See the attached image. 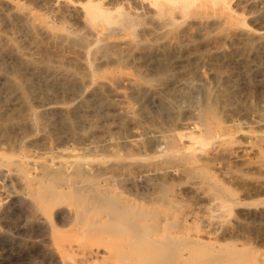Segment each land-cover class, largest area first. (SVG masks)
<instances>
[{
	"label": "bare ground",
	"instance_id": "bare-ground-1",
	"mask_svg": "<svg viewBox=\"0 0 264 264\" xmlns=\"http://www.w3.org/2000/svg\"><path fill=\"white\" fill-rule=\"evenodd\" d=\"M1 1L2 0H0V3ZM36 1L39 4H41L43 7H45L47 10H49L51 16L49 17V19H47L48 17L46 18L43 15H39L41 19V24L37 25L31 21L32 18H30V16L28 15L29 13L28 14L24 13L21 15V21L23 22L24 26L30 31H35L39 29L37 31L40 32L41 29L42 31L45 30L48 35H51L52 38L61 39V42H63L62 39H64V40H68L69 42L73 41L75 45L78 44L84 47L83 49L86 50V54L88 55L87 60L90 67V71L94 78L105 77L107 76V73L110 72L106 69L101 70L97 65V64L101 65L102 63L100 64V62L102 60L107 61V63L109 64L114 63L115 64L114 72L117 73L126 72L127 70H129V68L131 67L130 63L132 61H137V62L144 61L146 63L159 62V64L156 66L147 67L145 69H142L143 64L141 65L140 68L138 67L136 68L135 66H133V68H135L136 72L139 74L140 77L139 79L148 84H151L154 79L162 82L164 80V77L169 72L175 70V66L174 67L170 65L165 66L163 62L167 61L169 63L168 59L171 60L174 58H179L180 52L183 51L184 42H187L185 44L186 45L185 49L188 50L193 48L197 51L206 52L209 51L212 47H215L214 49H216L217 47L218 49L217 52L219 54L224 56H229L234 53L233 45L236 39H240V41L241 40L244 41L245 45L252 44L254 41L258 39L264 40V25L260 27H255L256 23L254 24V21L256 20L254 7L258 2L257 0H36ZM19 7L24 8V6H20V5ZM11 8L12 7H10V9ZM58 18H60L63 21L60 22L54 21ZM7 19L8 18H6V20ZM68 19L76 20V26L80 24L81 27L80 28L79 26L76 27L79 29H76L75 27L74 29L69 27L67 25ZM17 20L15 21L16 23ZM8 22H12V21H8ZM77 22L79 23L78 25ZM3 26L4 25H2V27ZM19 30L21 31V29ZM24 30L25 28H23V31ZM22 35L23 34H21V36ZM36 37L39 38V36ZM13 38L15 37L13 36ZM43 40L44 42L46 41V39ZM58 41L59 40H57V42ZM238 41L236 40V42ZM57 42H52V43L57 44ZM61 42L60 41L58 42L60 43L59 45L62 44ZM32 43H33V39H32ZM236 45L238 44H235V47L238 48L239 45L238 46ZM251 46L250 49H252ZM31 53L32 52H30L29 54L31 55ZM35 53L33 52V54ZM48 53L50 54V52ZM36 54H38V52ZM23 55H25V53ZM42 56H44V54ZM35 57L36 56H34V60ZM41 57H39L40 60ZM58 58L57 60H61L60 56ZM28 60L32 61V59H28ZM40 60L39 63H41ZM64 60L65 59H63V61ZM78 60H80V58ZM97 60L99 61L101 60V61L97 63ZM222 60L224 61L223 58ZM250 60L251 59L249 57V61ZM45 61H43L44 63L39 64L41 69L43 66L42 64L46 65ZM105 61H103V63ZM191 61L190 63H192ZM215 61L217 62V60ZM221 61L218 63H221ZM63 63H66V61ZM139 63L141 64V62ZM68 64L66 63L65 65L68 66ZM57 66L56 69H59ZM192 67H194V65ZM192 67H190L189 69H193ZM48 68L46 70H48ZM56 69L54 68V70ZM82 70L80 72H83ZM43 71L41 70V72ZM216 72H219L218 68L216 69ZM74 76L76 75L74 74ZM111 80L113 82L114 79ZM132 80L130 82L134 83L137 81V80L136 81H132ZM120 81L121 80H119L118 82ZM114 82L113 84H115ZM155 85L153 84V86ZM136 87L134 86V88ZM219 90H221V88ZM165 94L167 95V92ZM206 94L203 99L201 98V103L199 104V111L197 112L196 116H194L196 117L197 120L192 119L193 122L191 123L189 122L188 124H185L183 126L181 125L182 126L181 130L176 128L177 126H179L178 123L177 126L174 125L176 130L178 129L179 131H177V133L169 132V133H173L171 136L172 138H169L170 136L167 137L169 138V140L165 144H162L160 142L159 143L155 142L156 144L154 143L153 145H149L150 143L148 144L146 140H142V141L137 140L138 137L136 135L135 136L137 139L134 136L133 137L135 139L132 138L130 139L129 137H124L125 135H122L124 137L122 138L123 139L122 141L111 140L110 142H107L109 141V139H111L108 137L109 139H107V141L105 139V142H107L105 145L99 143V145L101 146H107V150H104V152L107 151V153L109 151L108 146L109 147L111 146L110 148L111 150L109 151V153L110 152L111 153L108 155H103V156L91 155L93 154L91 151L90 155L85 154L83 152L84 154L79 153L78 155L74 156L72 160H67L65 158L59 161L52 160L50 155H49V157L51 158L50 160L49 159L44 160L42 157L40 158V160L43 159L42 161H37L35 160V158L36 159L39 158L35 157L34 155L33 156L35 158H33L29 154V151L27 150L29 146L23 147V150L20 151L19 154H15L16 153L15 151H17L16 150L17 148L15 149V147H14L15 151H13L15 152L14 154L11 152H2L3 150L0 151V167L2 166L7 167L8 169L6 175L8 177L7 180H10V182L13 183L14 185H18L19 187H21L22 196L19 200H22V202L26 203L27 205L31 204L35 209V213L37 211L38 214H40V217L36 219L38 220L39 225L42 227V230L46 234H48L52 239L51 243L46 244V247L44 249H41L34 253L43 254L44 258L43 257L42 258L49 259L50 264H215V263L249 264L245 260L246 258L244 259L243 257L244 253H246V250L233 246L234 244L231 245L227 243L225 245L222 244L209 245L199 238L190 237L187 234H185L186 233L185 231L189 229L201 228V226L195 224V222L191 223V221H202L206 219L207 208L204 210L201 207L199 208L196 206L197 203L198 204L200 203L199 205L204 206V208L206 207V203H207L206 183L208 187H210V189L213 190V193H211L207 197L208 201L216 202L218 211L221 210V216L227 217L226 215L230 214L232 210L236 208L237 205H241V204L261 205L262 203H264V179L263 182H259L257 184L251 183L252 181L247 182L246 180L238 181V184L243 190L242 193L239 194L233 188L227 186L226 183L220 181L216 177L215 173L211 170L209 165L211 163L213 164L215 162L217 163L218 160L220 161L222 156H224V153L227 150H229L230 144H233L235 141H237V133L240 132L242 135L244 134L243 136H245L246 134L247 137V131L243 130L244 127L242 128V126L240 127L237 126L236 124L232 126L226 125L225 120L223 119V116L221 114V111L218 108L219 103L217 104L218 102L217 97L214 99H210L206 103V96H208ZM215 94L217 93L215 92ZM183 96H181V98ZM198 98L197 101L200 100ZM190 104L192 106L191 102L189 103V105ZM225 104L226 103H224V105ZM76 105H79V103H77ZM173 106L176 105L173 104ZM168 110H170V108H168ZM63 114L65 115V113ZM159 114L156 115L159 116ZM41 115L42 114H40L39 117ZM48 115L49 113L47 114V116ZM42 118H45V116L44 117L42 116ZM71 118L73 120L74 117ZM167 121L169 122V119ZM172 121L178 122V117L173 118ZM104 122H102L103 125L105 124ZM123 122L121 124H125ZM256 122L259 123L261 122V123L259 124L260 125V129H258L259 133L254 135V140H253L254 145L257 147V153L255 155V159L257 160L258 166L256 167L255 171L258 173V175L260 176L262 175L264 177V114ZM150 123L152 124V122ZM191 124H193V126H191ZM95 125H96L95 127H97V123ZM107 125H105L106 128ZM106 128L104 129L105 131ZM73 135H71L70 133V136L73 137ZM55 136L54 138L57 139V137ZM107 136L108 135H106V137ZM94 137L96 138L98 136L94 135ZM73 138H76L75 140L78 139L77 137H73ZM147 140H151L150 137ZM163 141H165V139ZM1 142L4 143L3 141ZM7 142L10 143V141ZM246 144L248 145V143ZM130 145L137 146L138 149L139 148L142 149V152L144 153L136 156V153L140 151L137 152L134 151L133 147L132 149L131 147H129ZM135 148L136 147H134V149ZM8 149L10 148L8 147ZM90 149L88 150L87 148L85 151L87 150L90 151ZM100 149H98L99 151L96 152L97 154L101 152ZM103 149L104 148H102V150ZM67 151L69 152L70 150L68 149ZM230 152L231 150L228 151V154ZM230 154L228 156H232ZM243 156L244 155L242 154V157ZM219 161L218 163H220ZM248 171L251 170L250 169L245 170L244 168V172H248ZM241 173L244 174L243 172ZM1 179L2 178H0V180ZM7 194L6 195H4V193L0 194L1 218L4 212H6L3 206H5L6 203L9 204L12 201L14 202V196ZM189 194L194 196L196 198V201L190 200L191 202L189 203L188 198L182 196L185 195L186 197H188L187 195ZM184 200H186L187 203H185ZM214 209H212V211ZM22 210L23 209H21V211ZM6 218L7 216L5 217V219ZM43 241H46V239ZM227 252H230L233 256H236L235 258H237V260L230 262L226 257ZM47 262L45 264H47ZM17 263L25 264L23 260L20 258L18 259ZM29 263L33 264L31 262Z\"/></svg>",
	"mask_w": 264,
	"mask_h": 264
},
{
	"label": "rangeland",
	"instance_id": "rangeland-1",
	"mask_svg": "<svg viewBox=\"0 0 264 264\" xmlns=\"http://www.w3.org/2000/svg\"><path fill=\"white\" fill-rule=\"evenodd\" d=\"M257 1L258 2L256 3V5L254 7L255 16H256L255 17L256 20L254 21V24L256 23L255 27H260V26L264 25V14H262V13H264V7H263L264 2H263V0L262 1L257 0ZM33 2H35V3H33ZM9 4L12 6H10ZM19 5L24 6V8H22V7L20 8ZM0 6H1L0 9L2 10V11L0 10V12H1L0 13V19L1 18L3 19V20L2 19L0 20V48H2V49H0V122H1L0 123V125H1L0 126V135L2 136V137L0 136V143H2L1 141L4 142V143L0 144V146H1L0 149L2 148L0 151L3 150L2 152H11L13 154L16 152L15 154H19L20 151L23 150V147L29 146L27 148V150L29 151V154L33 158H35V157L39 158V159L35 158V160L42 161L43 159L44 160H48V159L50 160L52 158V160H54V161H59L61 159H65V158L67 160H72L74 158V156L78 155L79 153H81V154L85 153V154L90 155L91 151L93 153L91 155H98V156L108 155L111 153V152L109 153V151L111 150L110 149L111 146L110 147L108 146L109 151L107 153V151L104 152V150H107V146H101V145H99V143L102 145H105L107 142H110L111 140L122 141L123 140L122 138H124V137H129L130 139L131 138L135 139L137 136L138 137V139L136 138L137 140H140V141L146 140L148 142V144L150 143L149 145H153L155 142L156 143L160 142L162 144H165L168 142L169 138H172L171 136L173 133H175V132L177 133V131H179L178 129H180V130L182 129L183 125L188 124L189 122L190 123L193 122L192 119L197 120L196 117H194V116H196L197 112L199 111V104L201 103V98L203 99L205 97V94L207 93L206 95H208V96H206V103L210 99H214L217 97V99H218L217 104L219 103L218 108L221 111V114L223 116V119L225 120L226 125L232 126V125L236 124L237 126H240V127L242 126V128L244 127L245 129L243 128V130L247 131V137H246V134H245V136H243L244 134L242 135L240 132L237 133V141H235L233 144H230L229 150H227L224 153V156H222L223 159L221 158L222 162L220 159V161L218 160L220 163H218V161H217V163L215 162L214 164L211 163L209 165L211 170L215 173L216 177L220 181L226 183L227 186L233 188L239 194L242 193L243 190L241 189L240 185L238 184V181L246 180L247 182L252 181L251 183H256V184L259 182H263L264 177L262 175L261 176L258 175V173L255 171L256 167L258 166L257 160L255 159V155L257 153V147L254 145L253 140H254V135L259 133L258 129H260L259 124L261 123V122L259 123L256 121H258L260 119V117L264 114V104H263L264 103V48H263L264 47V40L258 39L256 41H254L252 44H249L250 46L252 45L251 46L252 49H250V46L245 45L244 41H242V40L240 41V39H236L237 41L239 40L240 42L239 41L236 42V40H235L234 45H233L235 54L233 53L232 55H229V56H224V55L219 54L217 52L218 51L217 47H216V49H214L215 47H212L213 49L211 48L209 51H206V52L197 51L193 48L188 50V49H185L186 48L185 44L187 42H184L183 51L180 52L179 58H174L171 60L168 59L169 63H172V64H169L167 61L163 62L165 66H167V65H170L173 67L175 66V70L169 72L167 74L168 76L166 75L164 77L165 81L163 80L162 81L163 83L161 81H157L155 79L154 80L156 82L153 80L151 84L145 83L139 79L140 78L139 74L136 72L135 68H133V66H135L136 68L137 67L140 68L141 65L143 64L142 69H145V68L150 67V66L151 67L156 66L159 64V62H153V63L147 62L146 63L144 61H139V62H141V64H140L137 61H132L130 63V66L132 67V69L130 67L129 70H127L126 72L117 73V72H114V69H115L114 63L109 64L105 60H102V61L100 60L101 62L99 60H97V63H99V62H100V64L102 63L101 64L102 66L97 64L101 70L106 69V70L110 71L107 73V76L109 77V79L107 76L100 77V78H94L91 74V71H90V67H89L88 60H87L88 55L86 54V50L83 49L84 47H82L78 44L75 45V43L71 40H70L71 42H69L68 40L62 39L63 42H61V39L52 38L51 35H48L45 30L42 31V29H41L40 32L37 31L39 29H37L35 31H30L29 29H27L24 26L23 22L21 21V15L24 13H26V14L29 13L28 15L30 16V18H32L31 21L37 25L41 24V19H40L39 15H43L46 18L48 17L47 19H49V17L51 16L50 11L47 10L45 7H43L41 4H39L36 0H2L0 3ZM9 6L12 8L10 9ZM7 9H9V10H7ZM4 10H5V12H4ZM30 10H31V12H30ZM17 15H18V18H17ZM6 16H8V17H6ZM6 18H8V19L6 20ZM16 20H17V23L15 22ZM69 20L70 19L67 20V25L69 27H71L73 29H74V27L75 28L78 26H79V28L81 27V25L78 22H77V25L78 24L79 25L76 26V20H74V19H71L72 21L71 20L69 21ZM8 21H12V22H8ZM54 21L60 22L63 20L58 18ZM70 24H71V26H70ZM2 25H4V26L2 27ZM12 25H13V27H12ZM21 26H23V27H21ZM23 28H25V30H24L25 32L23 31ZM79 28H76V29H79ZM8 29H9V31H8ZM14 29H16V30H14ZM19 29H21L22 32ZM21 34H23V35L26 34V35L21 36ZM42 34H43V36H42ZM13 36L15 38H13ZM33 36L35 37V39ZM36 36H39V38ZM16 37H17V39H16ZM18 37H20V38H18ZM37 38L40 40V42ZM14 39H16V40H14ZM32 39H33V43H32ZM43 39H46L47 42L46 41L44 42ZM57 40H59L62 44L59 45L60 43H58L59 41L57 42ZM51 41L57 42V44L56 43L54 44ZM49 43L51 46L49 45ZM71 43H72V45H71ZM235 44L239 45V46L236 45V46H238V48L235 47ZM241 44L243 46L245 45L246 47L245 46L243 47ZM71 46H73V47H71ZM8 47H10V48H8ZM61 47H62V49H61ZM17 48L19 51L17 50ZM70 48H72V49H70ZM73 48L76 50H74ZM78 48H80V49H78ZM43 50L47 51V52H44ZM54 50L55 51L58 50V51L55 52ZM23 51H25V52H23ZM39 51H41L42 55L44 54V56H42L41 52H39ZM30 52H32L31 55L29 54ZM33 52L34 53L38 52L39 55L36 53L33 54ZM48 52H50L51 55ZM24 53H25V55H23ZM56 53L59 54L61 60H57V58L59 56ZM82 53H84L85 56ZM204 53H206V54H204ZM32 55L38 57V58L35 57V60H37V61L34 60V56H32ZM49 55L52 57H50ZM56 55H57V58H56ZM202 55H203V57H202ZM242 56H243V58H242ZM39 57H41V60ZM182 57L185 59H183ZM249 57L251 59L250 61H249ZM47 58H48V60H47ZM79 58H80V60H78ZM222 58L224 59V61L222 60ZM28 59H32L33 64H32V61H30ZM63 59H65V60L63 61ZM39 60L41 63H44L43 61H45L46 62L45 64L47 66L42 64L43 66L41 65L42 66V69H41V67L39 65L41 63H39ZM215 60H217V62ZM62 61L63 62L66 61V63L67 64L69 63L70 66H69V64H68V66L65 65L66 63H63ZM82 61H83V64H82ZM103 61H105L104 62L105 64L103 63ZM190 61L193 64L190 63ZM195 61H197L198 64ZM210 61H211V63H210ZM220 61H221V63H218ZM21 62H23V63H21ZM29 62H31V63H29ZM175 62H176V64H175ZM85 63H87V64H85ZM57 64H58V66H57ZM139 64H140V66H139ZM184 64H185V66H184ZM219 64H220V66H219ZM49 65L51 67L53 65V67H52L53 69ZM54 65H55V67H54ZM79 65H81V66H79ZM82 65H84V66H82ZM193 65H194V67H192ZM44 66H46V67H44ZM56 66L59 69H56ZM77 66L80 68H78ZM256 66H258V67H256ZM190 67H192L193 69H189ZM247 67H249V68H247ZM32 68H34V69H32ZM47 68L49 71L46 70ZM54 68L56 70H54ZM217 68L219 69V72H216ZM80 69L81 70L83 69L82 70L83 72H80L81 71ZM84 69H85L86 74L84 72ZM202 69H204V70H202ZM35 70H37V71H35ZM41 70L42 71L46 70V71L41 72ZM59 71H60V73H59ZM68 71H69V73H68ZM186 71H188V72H186ZM63 72L65 73V75ZM67 73H68V76H67ZM87 73L90 75V77ZM193 73H194V75H193ZM22 74H23V76H22ZM53 74H55L57 76H55ZM74 74L76 76H74ZM175 74H177V75H175ZM86 76H88V77H86ZM122 76H124V77H122ZM19 77H20V80H19ZM154 78H156V77H154ZM111 79H114L113 82L115 81L114 82L115 84H113ZM101 80L103 81V83ZM119 80H121V81L118 82ZM131 80L132 81L137 80V81L133 83V82H130ZM203 80H205V81H203ZM249 81H250V83H249ZM106 83H107V85H106ZM136 83H138V84H136ZM153 84L154 85L156 84V85L153 86ZM192 84H194V85H192ZM22 85H23V87H22ZM134 86L135 87L137 86V87L134 88ZM146 86H148V87H146ZM160 87H162V88H160ZM261 87H262V89H261ZM220 88H221V90H219ZM180 89H182V90H180ZM212 90H213V92H212ZM137 91H139V92H137ZM166 92H167V95L165 94ZM215 92L217 94H215ZM178 93L181 95H179ZM177 95H179V96H177ZM181 96H183V97L181 98ZM178 97H180V98H178ZM185 97H186V99H185ZM191 97L194 99H192ZM197 98L200 100L197 101ZM164 99L166 100V102ZM195 99H196V101H195ZM171 100H172V102H171ZM190 102L192 103V106H191V104L189 105ZM77 103H79V105H76ZM166 103L170 106H168ZM171 103L175 104L176 106H173V104H171ZM224 103H226V104L224 105ZM179 104H181V105H179ZM227 104H229V105H227ZM15 107H17V108H15ZM74 107H75V110H74ZM182 107L183 108L186 107V108L183 109ZM163 108H165V109H163ZM168 108H170V110H168ZM181 108H182V110H181ZM163 110L164 111L166 110V111L164 112ZM194 110H195V112H194ZM36 111H37V113H36ZM169 111H171V112H169ZM50 112H52V113H50ZM179 112H181V113H179ZM48 113H49V115L47 116ZM63 113H65V115ZM127 113H128V115H127ZM177 113H178V115H177ZM228 113L230 114V116ZM40 114H42V115L39 117ZM99 114H100V116H99ZM156 114H159V116ZM52 115H54V116H52ZM151 115H153V116H151ZM185 115H186V117H185ZM42 116L43 117L45 116V118H42ZM70 116L74 117L73 120ZM164 116H166V117H164ZM35 117H37V118H35ZM172 117L173 118L178 117V122L172 121V119H173ZM252 117H253V119H252ZM40 118H41V120H40ZM47 118H48V120H47ZM132 118H133V120H132ZM156 118H157V120H156ZM168 119H169V122L167 121ZM184 119H185V122H184ZM44 121H45V123H44ZM102 122H104L105 124L103 125ZM122 122L125 124H121ZM150 122H152V124ZM230 122H231V124H230ZM242 122H244V123H242ZM38 123H41V124H38ZM96 123H97V127H95ZM160 123H161V126H160ZM169 123H170V125H169ZM177 123L179 124V126H177ZM238 123H239V125H238ZM156 124H158V125H156ZM166 124L168 127L166 126ZM3 125H4V127H3ZM80 125H81V127H80ZM105 125H107V128H109L110 130L107 129ZM122 125H124V126H122ZM174 125L177 126L176 127V128H178L177 130H176ZM191 126H193V124H191ZM43 127H44V129H43ZM39 128H41L43 130H41ZM78 128H79V130H78ZM105 128H106V131L104 130ZM100 130H102V131H100ZM131 130H132V132H131ZM51 132H53V133H51ZM98 132H100V133H98ZM169 132H173V133H169ZM70 133H71V135L74 134L73 137H77L78 139L75 140L76 138H73L72 136H70ZM77 133H78V135H77ZM105 134L108 136L106 137ZM53 135L54 136L57 135V136H55V137H57V139L54 138ZM94 135L98 136V137H96L97 139L94 137ZM116 135H117V137H116ZM122 135H125V136L123 137ZM119 136H120V138H119ZM108 137L111 139H109ZM149 137L151 140H147V139H149ZM155 137H156V139H155ZM167 137H169V138H167ZM98 138H99V140H98ZM105 139H106V141H107V139H109V141L105 142ZM164 139H165V141H163ZM7 141H10V143ZM248 141H250V142H248ZM238 142H240V143H238ZM246 143H248V145ZM12 144H13V146H12ZM97 145H99L100 147ZM92 146H93V149H92ZM8 147L10 149H8ZM14 147H15V149L17 148L16 149L17 151L14 150ZM86 147L88 148V150L90 148L92 150L90 149V151H88V150L85 151L87 149ZM101 147L104 149L102 150ZM129 147H131V149L133 147V150L136 152L140 151L138 153L135 152L136 156L144 153V152H142V149L139 148L140 149L139 150L137 146H131L130 145ZM134 147H136V148L134 149ZM242 147H244V148H242ZM97 148L98 149L101 148L100 151L101 152L103 151L104 153L99 152V154H97L96 152L99 151ZM68 149L70 150L69 152L67 151ZM230 150H231V152H230L231 154L230 153L229 154L232 156H228L229 155L228 151H230ZM13 151H15V152H13ZM253 151H254V154H253ZM86 152H88V153H86ZM72 153H73V155H72ZM242 154L244 155L243 157H242ZM49 155L51 158L49 157ZM68 156H70V157H68ZM42 157H43V159L40 160V158H42ZM232 157H234V158H232ZM57 158H60V159H57ZM137 158H139V157H137ZM240 158H243V159H240ZM239 160H241V161H239ZM230 161H231V163H230ZM233 167H235V168H233ZM244 168H245V170L250 169L251 171L244 172ZM7 170H8L7 167H4V166L0 167V178H2L0 180V187H1L0 194L4 193V195H6L8 193L9 195L14 196V202L12 201L13 203L11 202L9 204L6 203V205L7 204L8 205L3 206V208L5 209L7 214H6V212H4L5 215L3 214L2 218L0 217V227H1L0 228V234H1L0 235V243H1L0 244V264H6V263L7 264H14V263L18 264L17 262H18L19 258L22 259L25 264H30L29 262H31L33 264H41V263L45 264L47 261H48L47 264H50L49 259H43L44 258L43 254H39V253L35 254L34 252L39 251L41 249H44L46 247V244L51 243L52 239L48 234H46L42 230V227L39 225V222L36 219V218L40 217V214H38L37 211L35 213V209L33 208V206L31 204L27 205L26 203H23L22 200H19L22 196L21 187H19L18 185H14L13 183L10 182V180H7L8 179V177L6 176ZM234 171H236V172H234ZM241 172H243L244 174H242ZM224 177H227V178H224ZM1 181H3V182H1ZM4 182H6V183H4ZM10 191H12V192H10ZM211 193H213V190L210 189V187H208V185L206 183V202H207L206 207L204 208V206L199 205L200 203L199 204L197 203V205H196L197 207H199V208L201 207L204 210L207 208L206 209V219H204L202 221H191V223L195 222V224H198L199 226H201V228L200 229H193V228L189 229V230L185 231L186 232L185 234H187L190 237L199 238L202 241L206 242V244H209V245L210 244L225 245L227 243H229L231 245L234 244L233 246H236L238 248H242V249L246 250V253H244L243 257H244V259L246 258L245 260L249 264H264V259H263L264 258V206H263L264 203L261 204L262 206L260 204H258V205H254V204L237 205L236 208H234V210H232V212L230 214L226 215L227 217H225V216H221V210L218 211V207H217L215 201H212V202L208 201L207 197ZM182 196H184L185 198H188L189 203L191 201H196V198L194 196H192L191 194L187 195L188 197H186L185 195H182ZM138 200H140V199H138ZM184 201H185V203H187L186 200H184ZM249 202H251V201H249ZM22 205H24V206H22ZM210 207L212 209H214V208L215 209L212 211V209ZM21 209H23V210L21 211ZM243 209H244V211H243ZM215 210H217V211H215ZM239 212H241L242 214ZM215 215H217V216H215ZM6 216H7V218L5 219ZM37 225H38V227H37ZM17 226L19 229L17 228ZM233 231H235V232H233ZM228 232H229V234H228ZM254 233H256V234H254ZM45 239H46V241H43ZM247 252H249V253H247ZM256 255H258L259 257ZM260 255H262V256H260ZM38 256H39V258H38ZM252 256H253V258H252ZM226 257L230 262L237 260V258H235L236 256H233L230 252H227ZM251 259H253V260H251ZM25 260H26V262H25ZM42 260L44 263L42 262ZM255 260H257V261H255ZM215 264H235V263H215Z\"/></svg>",
	"mask_w": 264,
	"mask_h": 264
}]
</instances>
